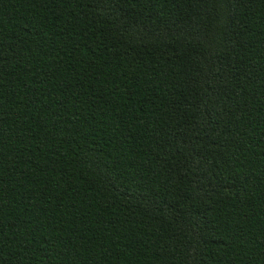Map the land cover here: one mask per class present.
I'll return each mask as SVG.
<instances>
[{
  "label": "trees",
  "instance_id": "obj_1",
  "mask_svg": "<svg viewBox=\"0 0 264 264\" xmlns=\"http://www.w3.org/2000/svg\"><path fill=\"white\" fill-rule=\"evenodd\" d=\"M0 264H264V0H0Z\"/></svg>",
  "mask_w": 264,
  "mask_h": 264
}]
</instances>
